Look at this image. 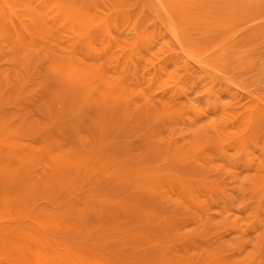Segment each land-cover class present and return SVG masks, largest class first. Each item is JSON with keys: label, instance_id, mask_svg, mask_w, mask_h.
<instances>
[{"label": "rangeland", "instance_id": "374dc122", "mask_svg": "<svg viewBox=\"0 0 264 264\" xmlns=\"http://www.w3.org/2000/svg\"><path fill=\"white\" fill-rule=\"evenodd\" d=\"M38 1L48 9L57 5L53 0ZM117 1L79 0V3L104 13L108 6L105 2L111 5ZM121 1L129 3V0ZM177 2L179 9L174 10V18L165 10L147 12L142 14L135 28L133 23L129 24L133 28L127 29L126 22H120V28H113L110 33L104 28L96 31L99 40H104L97 50L79 46L81 69L78 72L74 69L73 73L91 77L88 71L91 65L96 68L102 65L105 71L97 84L84 88L91 90L87 94L82 90L75 94V89L67 84L71 67L64 53L37 55L46 60L33 76L38 75L40 79L29 80L28 85L21 83L27 72L24 66L27 51L10 40L4 43L0 40L3 51L0 117L16 125L26 123L42 131L49 130L50 137L66 148L100 150L115 160L151 171L150 183L146 178L148 174L131 178L127 174L98 170L89 174V178L79 177L62 191L55 185L59 198L47 207L50 213L66 217L57 218L68 221L59 229L72 230L75 236L99 231L106 226L103 221H108V217L114 219L112 224L121 230L138 226L136 238L132 239L133 233L124 243L123 240L114 245L121 257L120 264H218L221 255L225 256L226 264H264L261 174L264 126L252 127L253 134L249 132L259 143H250L245 149L241 139L251 111L264 107V0H175ZM2 31L4 28L0 25V33ZM57 31L59 36L67 32L65 29ZM167 31L186 32L190 37L200 38L201 53H197L202 55L190 51L193 58H198L196 62L189 58L190 52L185 53L186 48L182 50L185 46L176 39L178 35L174 33V39ZM64 45L67 46L57 41L52 49L57 51ZM122 51L126 53L121 54ZM239 51L245 53L241 58L236 57ZM93 52L98 54V59H91ZM126 56L143 58L142 62L152 60V66L140 62L133 68L125 62ZM209 56L221 70H212L203 61L199 63L200 58ZM184 59L196 66L198 81L195 84L188 81L176 85ZM165 61L161 68L160 63ZM203 68L217 73L222 81L212 86V78ZM155 71L162 75L154 82L150 79L151 72ZM111 76L123 83L114 89L116 92L107 84ZM238 83H242L240 87ZM141 89L149 93L151 96L147 98L152 100H147L146 95L138 97L137 91ZM110 90L113 94L107 97ZM117 92L121 94L119 98L115 96ZM176 109L181 112L178 117L168 115ZM43 150L36 153L47 156L48 152ZM49 159L48 156L31 167L32 179L45 184L61 178L62 173L67 178L74 176L72 167L57 171ZM30 199L36 203L44 201L41 195L35 194ZM111 202L114 207H110ZM130 205L144 206L146 212L132 210ZM106 207L114 211L115 218L104 211ZM255 218L261 219V223L253 229ZM227 220L232 223H226ZM162 221L169 225L165 227ZM148 229L162 239L147 238ZM168 245L175 246L176 250L167 256Z\"/></svg>", "mask_w": 264, "mask_h": 264}, {"label": "bare ground", "instance_id": "6f19581e", "mask_svg": "<svg viewBox=\"0 0 264 264\" xmlns=\"http://www.w3.org/2000/svg\"><path fill=\"white\" fill-rule=\"evenodd\" d=\"M55 2L57 5L48 9L43 7V4L38 0H0V25L4 28V31L0 33V40H2L3 43L7 40H10L14 44H19L20 47L26 49L27 52L25 53L26 59L24 61V66L26 67L27 72L21 82L26 85L29 84V80L34 79V81H36V79H40V76L38 75L35 78L33 76H35L34 74L38 72L37 68H40L43 64H45L44 61L46 60L43 61L42 59H39L37 55H43L47 53H64L69 59V61L66 62L68 63V66L71 67L67 77V84L72 89H75V94H78V91L80 93L81 90L85 94H87V92L91 93V90H84V88L92 83L95 84L97 79H100L105 75V71L101 68L102 65H99L97 68L93 65L88 67V71L92 73L91 77L88 75H80L76 72H72L74 69H77V72L78 69H81L79 66L81 61H79L80 45L95 51L97 50L98 46L103 43L104 40H99L97 34L95 33L96 31L104 28L106 33H110V30H113V28H120V22H126L127 29L130 28L131 25L129 26V24L131 23H133V27L135 28L136 22L142 18V14L147 12H158L159 10H165L164 12H168L174 18V10L176 11L179 9V3H175V0H129V3L124 2L125 4H123L121 0H118L111 5L105 2V5L108 6L104 13L95 11L86 5L79 3V0L52 1L53 4H55ZM136 14L141 15L136 16ZM178 14L179 13H177V15ZM153 17L155 18L154 15ZM161 25L162 24H160V26ZM133 27L131 26V28ZM59 29H65L67 32L59 36V31H57ZM173 30L175 29L173 28ZM134 31L135 30H133V32ZM179 32L176 34L175 32L167 31L171 37H173V35L175 37V34L178 35V38L176 39H178L182 45L184 44L183 46L185 47H182V50L186 48L185 53L191 51L196 54L197 51H200V38H196L195 36L190 37L186 32L184 33L183 31V35ZM163 34L168 35L165 34V32ZM135 35L137 34L134 33V36ZM157 40H159V38H157ZM262 40H264V37H262ZM57 41L64 42L67 46L65 47L64 45V47H61V49L57 51L52 49V45L57 43ZM155 42L157 43L158 41ZM173 43L174 42H171L170 44ZM231 45L234 46V43ZM127 46L128 45L125 47L127 48ZM207 50H209V48ZM239 50L241 49L239 48ZM124 51H122L121 54H125L126 52ZM200 53H197L199 54L198 56L202 55ZM262 53H264V51H262ZM2 54L3 51L0 50V56ZM243 54H245L244 51H239V54H237L236 57L241 58ZM247 54H249V52ZM97 55L98 54L93 52L91 59H98V57H96ZM182 56L184 57V55ZM189 56V58L194 60L197 58H193L194 55L192 53ZM142 59H134V57L133 59H128L127 57L125 62L130 64L133 68H135L140 62L152 66V60H147L148 62H142ZM187 59L183 60L182 66L179 69L180 76H177L176 85L188 81L192 84H195L198 81L196 80L197 77L195 74L197 71L195 70L196 66H192L193 63L190 65ZM200 59L199 63L203 61L204 64L210 66L212 70H221L220 66L216 64V61L212 56L202 58L201 60ZM177 60L179 62V59ZM167 61L160 63L162 64L161 68L164 67ZM160 64L158 63V65ZM196 65L198 66V64ZM197 68L199 69V67ZM203 70L207 73V76L212 78L210 81L212 86H216L218 82L222 81V77L220 78L217 73L210 72V70L208 71L206 68H203ZM151 73L152 77L150 80L154 82L162 75V72L158 73V71ZM8 75L9 74L7 73L5 79H7ZM120 81H118L117 78L112 77L107 79V84L112 90H114L116 87L123 84L122 81ZM31 82H33V80ZM241 84L242 83H238L237 85L240 87ZM112 90L107 93H110ZM145 92L146 91L142 89L137 91L138 97L139 95L142 97L146 95L147 98V95L150 94H146ZM112 94L113 92L107 94V97ZM120 95V92L115 94V96L118 98ZM150 98L151 97L147 98V100H152ZM115 107L113 106V108ZM171 112L168 113V115L172 117L175 116V118L181 113L179 109L173 110V114ZM261 125L264 126V107H262L260 111L254 108L251 111L249 124L245 129H243L244 133L241 135L242 145L245 149L249 148L251 145L250 143H259L258 140L252 138L253 135L250 133L254 131L252 130V127L258 128ZM47 131L49 132V130L44 129L42 131L40 128L28 125L26 123L16 125L0 117V264H120L119 259H121V257L119 256V252L115 249L114 245H117V242H122L123 240L124 243L127 239H130V236L133 233L135 234L132 239L136 238L139 235V232H136V230H138V226L121 230L115 225V223L112 224L114 219H110L112 220L110 221L108 217V221H103L106 223V226L100 227V229H98L99 231L97 232H95V230L86 231L81 235L75 236L72 230H60L59 228L61 224H67L68 221H58L57 218L66 217H59L48 211V208L51 207V205L54 204V202L59 198V196H56L57 192L55 191V185L59 187L58 191H62L66 187H70L72 183L74 184L75 181H78L79 177L83 176L84 178H89V174L97 172L98 170L102 173L127 174L131 176V178L142 176L146 177L148 174V177L146 178H148V182H150L149 177L152 174L149 173H151V171L147 168L143 169L126 161L115 160L113 157H110L111 155L107 156L108 154L105 155L100 150H90L89 152L79 148H66L63 143L58 142L59 140L56 141L52 139ZM241 133L242 132H240V134ZM53 136L55 137V135ZM39 149L46 150L48 155L42 156L40 153H36V151ZM44 150L43 152H45ZM48 156L50 157L49 160L53 164L55 170L57 169V171H62L65 170V168L71 170L69 168L72 167L74 176L67 178L64 176L65 173H62L61 178L51 180V182H47L45 184H41L39 180L32 179L30 173L31 167L38 165L39 161L43 162ZM251 164L253 167L255 163L252 162ZM261 168L262 184H264V164L261 165ZM69 172L71 173V171ZM151 177L153 178V176ZM145 182H147V180ZM33 194L36 196L41 195L44 201H41V203H36V201L31 200L30 196ZM114 206L115 204L111 202L110 207ZM110 207H106L104 211L106 210L108 215L113 216L114 211L110 209ZM129 208L132 210L146 212V208L144 206L130 205ZM133 213L135 214L136 212ZM148 216L153 217L154 215L149 214ZM207 217L209 218L210 216L208 215ZM67 218L69 217L67 216ZM113 218L115 217L113 216ZM260 220L261 219L259 218H255V221L252 223L253 229L256 228V225L258 226L261 223ZM163 222L164 221L160 223L163 224ZM226 223L232 222L227 220ZM163 225L165 226L166 223ZM168 225L169 223L166 226ZM234 226H236V221ZM76 231L81 233L83 230ZM146 236L147 238H152L151 240L154 238L162 239V236L158 237L150 232V230L147 232ZM110 238H112V240ZM173 250H176L175 246L168 245L165 251L166 255L168 256V253L172 252ZM124 257L125 256H123V258ZM220 258L221 259L218 264H226V262L223 261L225 260V256L221 255Z\"/></svg>", "mask_w": 264, "mask_h": 264}]
</instances>
